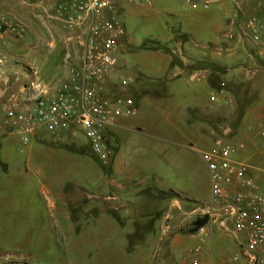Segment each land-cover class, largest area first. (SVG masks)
<instances>
[{"label":"rangeland","instance_id":"obj_1","mask_svg":"<svg viewBox=\"0 0 264 264\" xmlns=\"http://www.w3.org/2000/svg\"><path fill=\"white\" fill-rule=\"evenodd\" d=\"M165 1L162 0V2ZM172 1L173 9L181 13L195 9H202V11L210 9L209 0L201 2L193 0L195 8L186 5L184 0ZM250 1L260 3L264 0H247V2ZM11 4L16 9L14 16L21 21L20 1L12 0ZM125 5L126 11L118 17V21L124 26L134 45L137 43L141 45L145 40L156 38L161 33L158 22H163L164 15L159 16L155 7L149 9ZM246 9L250 19H254L255 13L260 10L252 6ZM1 11L6 14L5 8L0 5ZM178 23L179 20L175 19L171 26L176 27ZM187 26L196 30L191 23ZM184 32L187 30L185 29ZM245 32L248 33V31ZM247 33H245L246 36ZM6 35L15 41L19 40L10 33ZM182 37L179 35L176 41L163 44L175 50L178 40ZM241 37L245 36L241 35ZM19 41L20 44L26 43V40ZM34 45H36L35 41ZM8 49L18 56L7 57L6 61H3L4 64L10 62L5 64L9 68L6 69V76L10 81L12 79L16 81L15 72L27 70L34 78L33 71L30 68L27 69V63L21 60L17 49L11 48V45ZM77 58L78 56L72 57L74 60ZM26 81L20 80L17 84L21 94L27 93L28 88L25 89L22 84L30 83ZM31 83H40V86L42 84L37 80ZM225 84L228 92L235 96V100L233 97L231 100L223 93L216 92L212 98L218 96L220 102L214 103V109L203 116L210 127L221 125L219 130L216 128L211 133L214 143L217 139L229 141L235 136V129L243 124L245 114L253 101L248 84ZM33 85L31 89L34 94ZM242 85L244 86L241 87ZM117 86L120 91L128 92L130 88L129 83H121ZM175 88L179 95H184L188 90V87L182 86L181 83H178ZM167 94L166 89L165 96ZM200 99L201 102H208L209 90L204 89L200 93ZM150 100V105L144 103L135 118L123 120L120 124L125 127L120 131L123 154L129 153L128 149H130L140 165L155 161V170L163 174V184L178 191L183 201L189 195L196 196L194 198L200 200L205 206L210 204L209 174L200 154L190 150L187 141L172 137L166 131L167 126L163 121V115L170 112V107L175 104L178 106L179 103H175L176 100L155 97ZM49 136L45 134L47 141L43 144L37 140L32 142L34 148L28 165L26 164L28 147L23 154H19L21 145L17 144L13 138L7 139L4 145L6 152L4 151L3 154L8 160V170L4 171L0 167V264H167L168 261L172 262V251L167 249L170 241L176 235H187L192 222L196 217L201 216L200 212L188 215L192 213H186L181 203L176 202L172 211L169 212V208L164 209V202L169 200L166 197L170 192L162 189L159 181L156 184L150 181L146 186L135 185L138 195L145 194L147 191L151 195L155 194L153 196L155 198L148 200L142 196L138 207L136 204L128 203L126 199L123 207L114 213L117 219H120V223L135 224V231H131L126 241L125 238L120 239L121 231L118 227L107 240L101 241L100 233L88 232L86 228L91 227V225L87 226V222L96 223L101 217V170L106 165L92 152L82 134L77 133L76 136L66 134L60 138ZM193 146L195 150H205L202 143H193ZM142 171V175L145 176L152 174V171L144 168ZM90 177H92V183L89 185L85 179ZM85 183L90 186V190H85ZM126 186L128 187V184ZM87 193L91 196L88 197ZM163 194L166 196H162ZM48 197L52 198L54 205ZM145 208L148 214L154 212L162 214L159 219H155L153 215L145 217L143 216ZM123 213H128V216H124ZM65 215L69 216L72 224L66 220ZM131 226V224L125 226L124 233L128 234ZM218 235L219 232L214 234L215 244L220 242L222 246H227L229 243H234L228 240L229 238ZM198 247L202 245L197 240L186 239L182 252L187 261L192 260Z\"/></svg>","mask_w":264,"mask_h":264},{"label":"crops","instance_id":"obj_2","mask_svg":"<svg viewBox=\"0 0 264 264\" xmlns=\"http://www.w3.org/2000/svg\"><path fill=\"white\" fill-rule=\"evenodd\" d=\"M11 1L0 0V5L6 11V14H3L2 11L1 13L9 20L19 21L14 16L16 9ZM19 1L22 6L19 16L22 19L21 22L27 25L28 34L24 39L26 40L25 44H20L19 40L11 39L6 33L0 34V110H6L16 105L21 107L26 105L28 98L33 94L31 85L40 84L31 83L34 80L42 82L41 86L49 87L51 93H56L62 81L68 78L70 66L76 63L72 57L78 56L75 42L69 41V32L64 29L60 22L55 20L57 0H47L44 6L39 5L37 0ZM201 1L197 0L196 2ZM209 1L210 9L208 11L195 9L184 13L173 9L172 0L154 1L149 9L155 7L156 13L160 14L159 16L164 15L163 22H158L161 33L156 38L145 40L141 45L138 43L134 45L126 31V36L117 49L118 65L111 78L110 87L118 91L117 85L129 83V92L132 91L140 95L136 102L139 111L144 103L150 105V99L153 97L143 94V90L149 89L148 86L154 83L165 84L168 94L165 97L156 98L179 101H175V103H179L178 106L175 104L169 108L170 112L163 115V121L167 126L166 131L172 137L187 141L189 149L199 153L201 158V153L210 150L214 145L211 133L216 128L219 130L221 126L210 127V124L203 117L215 107L212 95L216 92L217 94L223 93L232 100L235 96L230 91L228 92L225 83L248 84L253 98L252 106L246 112L243 124L235 129V136L227 142L235 149L233 160L243 161L255 169L264 170V136L257 135L260 131L259 127L261 125L264 127V31L259 34L261 37L259 43H252L245 34L247 33L245 32L247 31L246 25L250 19L246 7L259 8L260 10L255 13L254 18L264 24V1L260 3L250 1L239 8L228 0ZM125 7L126 5H122L119 16L125 13ZM175 19L179 20L178 26L172 27V21ZM188 23L194 25L196 30L187 26ZM185 26L187 27L185 28ZM185 29L187 32H184ZM179 35L183 37L178 40L177 48H174L175 50H172L171 54L162 51L140 50L146 41L169 43L176 41ZM241 35L245 37L242 38ZM34 41L36 45H34ZM9 45L11 48L17 49L21 60L27 63V69L30 68L33 71L34 78L28 70L15 72L14 74L17 76L15 82L13 79L10 81L6 76V69L9 68L5 64L10 63L4 64L7 57H18L9 51ZM119 55L122 59L119 58ZM174 58H176L177 64H174ZM20 80L21 82L24 80L30 82L22 83L25 89L28 88L26 94H21L18 90L17 84ZM178 83L188 87L184 95H179L175 88ZM216 83L223 84L216 85ZM204 89L209 90V99L205 103L201 102L200 99V93ZM227 93L229 94L227 95ZM190 117L192 122H190ZM122 121L115 128L109 130L106 135V142L112 150L113 157L109 164L101 170V217L96 223L94 222L95 224L87 222V226L91 225V227L86 228V231L100 233L101 241L107 240L118 227V230L121 231L120 239L125 238L127 241L131 231L134 230L135 224L120 223V219H117L118 217L114 214L123 207L124 200L127 199L128 203L136 204L138 207L142 196L148 200L155 198L153 197L155 194L151 195L147 191L145 194L139 193L138 195L135 185L143 184L146 186L150 181H154L155 184L159 181L162 189L179 196L180 199L164 202V209L169 208V212L172 211L176 201L181 203L186 213H192L188 215H193L209 206V204L206 206L201 204L200 200L194 198L196 196L190 197L188 195L183 201L178 191L163 184V174L155 170V161L140 165L130 149H128L129 153L123 154L120 131L125 127L120 125ZM228 131L230 132V130ZM45 134L49 136L47 131L39 130L32 137L28 147L27 165L34 148L32 142L37 140L43 144L44 141H47ZM9 138H13L17 144L21 145L18 134L6 127H0V167L4 171L8 170V160L3 154L4 151L6 152L4 145ZM193 143H202L205 150H195ZM19 154H21V146ZM143 168L152 171V174L142 175ZM91 180L92 177L85 179L89 185L92 183ZM88 184L85 183L86 191L90 187ZM87 194L88 197L91 196L90 193ZM48 200L54 205L51 197H48ZM123 214L128 216V213ZM155 214L157 213L148 214V210L145 208L143 216L149 217V215L154 216ZM65 217L68 222H71L69 216L65 215ZM130 224L132 225L129 228L130 232L124 233L123 229ZM208 228L210 234L204 239H199L195 234L176 235L167 247L173 255L172 262L168 261L167 264H193L195 262L198 264H242L244 262L243 241L237 238L232 223H227L223 228L214 223ZM216 232H219L218 236L229 238L228 240H232L234 243H229L227 246H222L220 242L215 244L214 234ZM187 238L197 240L202 245L196 249L191 261H187L182 252ZM235 258H239L240 262H234Z\"/></svg>","mask_w":264,"mask_h":264},{"label":"built area","instance_id":"obj_3","mask_svg":"<svg viewBox=\"0 0 264 264\" xmlns=\"http://www.w3.org/2000/svg\"><path fill=\"white\" fill-rule=\"evenodd\" d=\"M228 1L238 8L247 2ZM46 2L37 0L41 6ZM153 2L57 0L55 20L69 32V41L77 46L78 58L56 93H51L47 86L33 85L34 95L28 98L26 105L0 110V127L19 135L21 154L39 130L56 138L80 133L92 152L107 165L112 157L106 142L107 132L121 120L135 118L138 114L129 91L110 87L118 65L117 49L126 36L124 26L118 21L119 12L124 4L150 8ZM184 3L195 8L193 0H184ZM246 30L248 39L257 43L264 24L256 18L250 19ZM0 33H10L24 40L28 27L21 21L7 19L0 12ZM212 101L219 103L220 97L214 96ZM259 129L257 135L264 136V127L261 125ZM234 154V147L224 139H217L210 150L201 153L209 172L211 198L209 206L199 211L208 217V224L196 236L204 239L208 236V226L214 223L222 228L232 223L237 238L243 241L242 264H264V170L233 160ZM234 262H240L239 258Z\"/></svg>","mask_w":264,"mask_h":264},{"label":"trees","instance_id":"obj_4","mask_svg":"<svg viewBox=\"0 0 264 264\" xmlns=\"http://www.w3.org/2000/svg\"><path fill=\"white\" fill-rule=\"evenodd\" d=\"M140 50H149V51H162L164 53L167 54H171L172 50L169 48V46L167 44H163L161 42L158 41H146L143 46L140 48ZM174 64L176 63V58H174ZM209 67H212V65H209ZM217 85V84H216ZM244 85H242L241 87H243ZM148 87H152L151 89H145L143 90V94H147V95H151L153 97H157L160 98L162 96H165L166 93V86L163 83H154ZM153 88H155L154 90H152ZM129 94L131 95V97L135 100V102H137L138 98H139V94L134 93L131 91V93L129 92ZM90 147V145H89ZM91 149V148H90ZM113 157V156H112ZM168 197H166L169 200H177L180 199L179 196H177L175 193L170 192L168 193ZM162 196H166V195H162ZM162 213H157L154 215L155 219H159ZM208 224V217L207 216H199L196 217V219L192 222V227H190L189 230H187V235L188 234H195L202 228L207 226Z\"/></svg>","mask_w":264,"mask_h":264},{"label":"water","instance_id":"obj_5","mask_svg":"<svg viewBox=\"0 0 264 264\" xmlns=\"http://www.w3.org/2000/svg\"><path fill=\"white\" fill-rule=\"evenodd\" d=\"M176 202L180 204V202H179V201H176Z\"/></svg>","mask_w":264,"mask_h":264}]
</instances>
